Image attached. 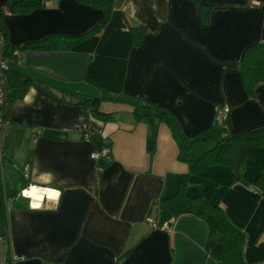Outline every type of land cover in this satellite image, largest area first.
Listing matches in <instances>:
<instances>
[{
	"label": "crops",
	"instance_id": "0c3cea01",
	"mask_svg": "<svg viewBox=\"0 0 264 264\" xmlns=\"http://www.w3.org/2000/svg\"><path fill=\"white\" fill-rule=\"evenodd\" d=\"M14 2L30 9L15 11ZM202 6L210 8L207 25ZM100 16L75 0H0L15 67L33 80L21 98L17 88L7 91L0 264H219L205 250L206 222L166 208L188 166L158 117L176 121L192 158L218 139L264 127V83L249 95L239 72L246 48L264 44V0H113L99 34L67 51H21L49 36L80 35ZM138 26L145 34L133 46ZM104 92L119 99L100 103L115 121L75 104ZM224 107L226 121L218 123ZM33 129L41 130L36 142ZM262 160L264 147H255L241 182L215 166L192 175L187 188L191 196L214 188L245 235L246 264H264V196L253 185ZM23 190L54 197L31 207L39 200Z\"/></svg>",
	"mask_w": 264,
	"mask_h": 264
},
{
	"label": "trees",
	"instance_id": "16d2710c",
	"mask_svg": "<svg viewBox=\"0 0 264 264\" xmlns=\"http://www.w3.org/2000/svg\"><path fill=\"white\" fill-rule=\"evenodd\" d=\"M78 3L94 8L101 12V16L97 23L86 32L76 36H49L38 42L26 44L21 51H67L79 44L88 37L99 34L109 22L113 10V0H75ZM13 8L18 11L25 12L30 9V5H22L14 2ZM210 22V8L201 7V23L207 25ZM0 33L3 40V53L9 60V69L6 74L7 91L9 88L18 89V97L21 98L27 88L33 84V80L23 77L15 67L14 51L8 44V32L6 31L2 18L0 17ZM145 34V28L138 26L131 30V45H139ZM240 76L247 94L251 95L254 88L264 83V44H253L246 48L240 61ZM10 97L7 102H11ZM118 97L103 94L102 98H85L79 96L76 99L77 105L87 106L97 119L103 121H115L116 114L104 113L100 110L102 101H118ZM162 120L171 130V133L178 144V160L188 166V174L181 178V182L177 192L170 198L165 200L166 208L170 213L177 217L184 214H192L203 219L208 227V235L205 242V250L219 264H246L243 257V244L245 241L244 233L234 226L220 202L214 196V188L205 186L202 191L195 196H191L187 192L189 178L201 171L215 166L230 165L225 159L228 150L235 146L243 148V154L238 165V173L241 176L245 166L244 160L251 155V151L255 147H264V127L251 130L238 135H230L218 139L214 144L202 152L198 157H191V146L182 136L176 121L170 116H160ZM155 135L153 134L148 141L147 148L150 153L154 149ZM231 169V168H230ZM238 182H241L239 180ZM259 193L264 196V160L258 167V175L253 183Z\"/></svg>",
	"mask_w": 264,
	"mask_h": 264
},
{
	"label": "built area",
	"instance_id": "2783aa9c",
	"mask_svg": "<svg viewBox=\"0 0 264 264\" xmlns=\"http://www.w3.org/2000/svg\"><path fill=\"white\" fill-rule=\"evenodd\" d=\"M9 69V60L4 56L3 53V40L1 39V33H0V159H2V146H3V130L4 128L8 125V122L6 120V111L8 107V102H7V78L6 74ZM227 113L228 109L226 107L221 108L218 111L217 114V121L218 123H223L226 121L227 118ZM41 135V130L40 129H33L31 139L33 142H36L37 138ZM103 156L107 154V150H103L101 153ZM92 159H97L99 158V154H93L91 155ZM31 189V188H30ZM29 191V190H28ZM29 196L31 199H37L39 201L35 202L32 201L31 207H35L34 205H39L38 207L41 206L42 201L45 199V197H49L48 195L42 194L41 196L38 195L36 197H33L27 192L26 190L21 191V196ZM154 228H158L161 230L168 231L170 229L168 224H161V225H153Z\"/></svg>",
	"mask_w": 264,
	"mask_h": 264
},
{
	"label": "water",
	"instance_id": "95a60500",
	"mask_svg": "<svg viewBox=\"0 0 264 264\" xmlns=\"http://www.w3.org/2000/svg\"><path fill=\"white\" fill-rule=\"evenodd\" d=\"M243 154V148L240 146H235L228 150L225 154V159L230 165V168L233 172L234 179L238 181L240 179L239 173H238V165L240 158Z\"/></svg>",
	"mask_w": 264,
	"mask_h": 264
},
{
	"label": "bare ground",
	"instance_id": "6f19581e",
	"mask_svg": "<svg viewBox=\"0 0 264 264\" xmlns=\"http://www.w3.org/2000/svg\"><path fill=\"white\" fill-rule=\"evenodd\" d=\"M31 196H33V197H36L37 196V194H36V192L35 191H31V193H29ZM48 196H51V197H54V195H53V193L52 192H48ZM50 197V198H51Z\"/></svg>",
	"mask_w": 264,
	"mask_h": 264
},
{
	"label": "rangeland",
	"instance_id": "374dc122",
	"mask_svg": "<svg viewBox=\"0 0 264 264\" xmlns=\"http://www.w3.org/2000/svg\"><path fill=\"white\" fill-rule=\"evenodd\" d=\"M250 160H253V157L252 158H250ZM192 185V184H191Z\"/></svg>",
	"mask_w": 264,
	"mask_h": 264
},
{
	"label": "snow or ice",
	"instance_id": "6c2138e0",
	"mask_svg": "<svg viewBox=\"0 0 264 264\" xmlns=\"http://www.w3.org/2000/svg\"><path fill=\"white\" fill-rule=\"evenodd\" d=\"M35 207H38L39 205H34Z\"/></svg>",
	"mask_w": 264,
	"mask_h": 264
}]
</instances>
